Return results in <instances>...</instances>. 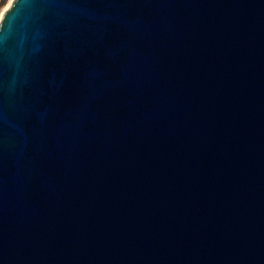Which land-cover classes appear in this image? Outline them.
Returning <instances> with one entry per match:
<instances>
[{"label": "water", "instance_id": "1", "mask_svg": "<svg viewBox=\"0 0 264 264\" xmlns=\"http://www.w3.org/2000/svg\"><path fill=\"white\" fill-rule=\"evenodd\" d=\"M0 264H264V0H12Z\"/></svg>", "mask_w": 264, "mask_h": 264}, {"label": "rangeland", "instance_id": "2", "mask_svg": "<svg viewBox=\"0 0 264 264\" xmlns=\"http://www.w3.org/2000/svg\"><path fill=\"white\" fill-rule=\"evenodd\" d=\"M11 1L12 0H0V16L2 15V13H4L6 9L9 8Z\"/></svg>", "mask_w": 264, "mask_h": 264}, {"label": "bare ground", "instance_id": "3", "mask_svg": "<svg viewBox=\"0 0 264 264\" xmlns=\"http://www.w3.org/2000/svg\"><path fill=\"white\" fill-rule=\"evenodd\" d=\"M10 4H11V2H10ZM10 6V5H9ZM3 14V13H2ZM2 16V15H1ZM1 16H0V19H1Z\"/></svg>", "mask_w": 264, "mask_h": 264}]
</instances>
